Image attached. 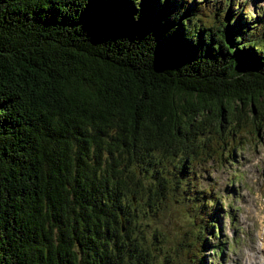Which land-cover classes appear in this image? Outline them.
<instances>
[{
	"label": "trees",
	"instance_id": "trees-1",
	"mask_svg": "<svg viewBox=\"0 0 264 264\" xmlns=\"http://www.w3.org/2000/svg\"><path fill=\"white\" fill-rule=\"evenodd\" d=\"M254 13L240 0H0V264H179L162 260L154 221L178 190L203 223L184 264H205L208 246L221 256L220 196L191 181L264 126Z\"/></svg>",
	"mask_w": 264,
	"mask_h": 264
},
{
	"label": "rangeland",
	"instance_id": "rangeland-1",
	"mask_svg": "<svg viewBox=\"0 0 264 264\" xmlns=\"http://www.w3.org/2000/svg\"><path fill=\"white\" fill-rule=\"evenodd\" d=\"M240 1L246 2L253 16L254 12L264 6V0ZM228 127L226 124L225 134H228ZM256 133H248L250 139L235 145L233 151L228 149L230 144H227L223 149L226 153L230 151L227 159H211L197 164L196 179L191 182L195 181L198 189L203 191L204 188L212 186V191L220 196L218 203L221 233L211 240L221 243L222 255L218 256L211 247H206L205 264H243L247 254L255 251L253 244L260 242V232L264 230V126ZM164 161L172 171L180 165L175 158H166ZM187 165L191 166V163L188 162ZM170 194L171 200L167 203L165 212L154 219L160 230L164 231L163 235H157L158 244H161L162 260L167 251L168 259L174 256L176 262L184 264L191 258V251L187 248L186 253V248H183L184 243L190 241L194 232H199L200 224L203 223L196 220L187 194L182 190ZM130 195L135 196L136 202V194ZM202 196L199 192L198 198ZM225 239L232 242L231 247L225 244ZM256 252L257 255L264 256L262 249Z\"/></svg>",
	"mask_w": 264,
	"mask_h": 264
},
{
	"label": "bare ground",
	"instance_id": "bare-ground-1",
	"mask_svg": "<svg viewBox=\"0 0 264 264\" xmlns=\"http://www.w3.org/2000/svg\"><path fill=\"white\" fill-rule=\"evenodd\" d=\"M262 233H264V230L262 232H260V236L262 237V250L264 251V234L262 235ZM254 256L258 257V259L262 262V264H264V256H258L257 254H254Z\"/></svg>",
	"mask_w": 264,
	"mask_h": 264
},
{
	"label": "water",
	"instance_id": "water-1",
	"mask_svg": "<svg viewBox=\"0 0 264 264\" xmlns=\"http://www.w3.org/2000/svg\"><path fill=\"white\" fill-rule=\"evenodd\" d=\"M132 198H133V201L135 202V196L134 195H132ZM121 228H122V230L124 229V220H123V218L121 220Z\"/></svg>",
	"mask_w": 264,
	"mask_h": 264
}]
</instances>
